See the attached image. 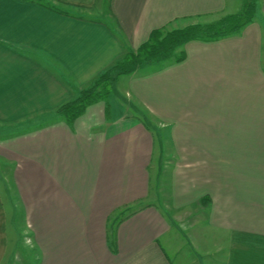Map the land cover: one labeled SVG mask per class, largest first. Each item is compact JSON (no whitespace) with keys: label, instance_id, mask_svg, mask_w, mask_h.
<instances>
[{"label":"crops","instance_id":"crops-1","mask_svg":"<svg viewBox=\"0 0 264 264\" xmlns=\"http://www.w3.org/2000/svg\"><path fill=\"white\" fill-rule=\"evenodd\" d=\"M243 1L0 0V264H178L189 248L190 264H264V0L240 31L120 76L107 104L56 113L153 29Z\"/></svg>","mask_w":264,"mask_h":264},{"label":"trees","instance_id":"trees-1","mask_svg":"<svg viewBox=\"0 0 264 264\" xmlns=\"http://www.w3.org/2000/svg\"><path fill=\"white\" fill-rule=\"evenodd\" d=\"M258 0H246L237 12L208 23H191L182 27L153 29L148 38L135 49H126L108 68L98 74L86 87L81 88L56 110L71 123L85 108L98 101L109 102L115 92V81L146 66L168 60L180 61L182 47L192 40L210 41L240 31L255 18Z\"/></svg>","mask_w":264,"mask_h":264},{"label":"rangeland","instance_id":"rangeland-1","mask_svg":"<svg viewBox=\"0 0 264 264\" xmlns=\"http://www.w3.org/2000/svg\"><path fill=\"white\" fill-rule=\"evenodd\" d=\"M238 2H239V0H238ZM243 2H244V4H243ZM243 2H242V6L240 7V9L245 5L246 0L243 1ZM233 9H234V7H233ZM235 9H238V8H235ZM104 17H105L104 14L97 15V18H104ZM165 130H167V129L165 128ZM152 132H153L154 137H155L156 145H158V146L161 147V150H162L161 151V154L162 155H161L160 160H158L157 162L154 161V164H153L154 168L152 169V172H150V175H151L150 176L151 177V185L153 186V185L157 184V185H162L163 187H165V183L167 182V178L165 176V175H167V169H166L167 167H165L166 160L164 158L165 157L164 156L165 155L164 154L165 153L164 150H165L166 143H167V135L165 134L166 131H164L162 128H157V127L156 128H152ZM154 160H155V158H154ZM159 167H160V169H159ZM181 230L183 232V236L185 235L184 236V239H183L184 240V243H185V239H186V236H187L186 235L187 234V231L185 232L184 229H181ZM184 243L182 244V242H181V247L184 245ZM174 249L175 248L171 246V249L169 250V251H171L170 252L171 255H172V253L175 252ZM192 250L193 251H191L190 248H189V250L187 249V251L185 253L183 251L181 252V257L184 259L185 264H190V262L192 263V260H194V258H188V255H190L193 252H195L194 251L195 249L192 248ZM177 255H180V254H177ZM196 255H198V258L199 259L198 260L196 259L197 262H195V264H203V263L205 264L206 263V260L205 259L207 257H205L206 256L205 254H201V253L196 252ZM222 255L223 254L221 253V251H219L217 255H214V258H211L212 254H209V256H208L210 258V259H208L209 264H215L214 262H217V264H218V262L221 260V256ZM179 257H176V259L181 260V259H179ZM184 262H182V263H179L178 262V264H184Z\"/></svg>","mask_w":264,"mask_h":264}]
</instances>
